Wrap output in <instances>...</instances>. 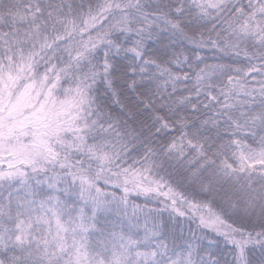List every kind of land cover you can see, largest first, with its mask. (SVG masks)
Listing matches in <instances>:
<instances>
[{
  "label": "snow or ice",
  "instance_id": "obj_1",
  "mask_svg": "<svg viewBox=\"0 0 264 264\" xmlns=\"http://www.w3.org/2000/svg\"><path fill=\"white\" fill-rule=\"evenodd\" d=\"M0 264H264V0H0Z\"/></svg>",
  "mask_w": 264,
  "mask_h": 264
}]
</instances>
